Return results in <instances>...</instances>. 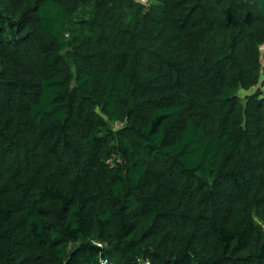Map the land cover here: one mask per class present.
Wrapping results in <instances>:
<instances>
[{
    "label": "trees",
    "instance_id": "obj_1",
    "mask_svg": "<svg viewBox=\"0 0 264 264\" xmlns=\"http://www.w3.org/2000/svg\"><path fill=\"white\" fill-rule=\"evenodd\" d=\"M263 43L264 0H0V264H264Z\"/></svg>",
    "mask_w": 264,
    "mask_h": 264
},
{
    "label": "built area",
    "instance_id": "obj_2",
    "mask_svg": "<svg viewBox=\"0 0 264 264\" xmlns=\"http://www.w3.org/2000/svg\"><path fill=\"white\" fill-rule=\"evenodd\" d=\"M138 1L142 3H147L149 0H138ZM260 51H261L260 61H261L262 78H261V82L259 83V85L255 86L252 89V92H255L257 89L260 88L262 90L261 96L264 98V43L260 45Z\"/></svg>",
    "mask_w": 264,
    "mask_h": 264
},
{
    "label": "rangeland",
    "instance_id": "obj_3",
    "mask_svg": "<svg viewBox=\"0 0 264 264\" xmlns=\"http://www.w3.org/2000/svg\"><path fill=\"white\" fill-rule=\"evenodd\" d=\"M245 95V93L242 94V97Z\"/></svg>",
    "mask_w": 264,
    "mask_h": 264
}]
</instances>
